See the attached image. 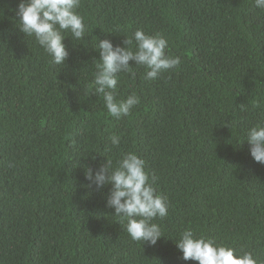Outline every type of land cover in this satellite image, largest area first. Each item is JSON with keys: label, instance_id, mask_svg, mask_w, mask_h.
<instances>
[{"label": "trees", "instance_id": "trees-1", "mask_svg": "<svg viewBox=\"0 0 264 264\" xmlns=\"http://www.w3.org/2000/svg\"><path fill=\"white\" fill-rule=\"evenodd\" d=\"M0 0V264H197L176 243L185 231L264 264V165L247 143L264 128V8L256 0H81L86 26L56 65L19 29L18 6ZM142 30L164 38L181 64L145 79L117 76L112 117L94 83L99 41L124 47ZM243 105V106H242ZM110 135L120 138L119 147ZM145 162L168 214L155 246L133 241L108 207L111 185L88 187L107 163ZM11 165V167H10Z\"/></svg>", "mask_w": 264, "mask_h": 264}, {"label": "clouds", "instance_id": "clouds-1", "mask_svg": "<svg viewBox=\"0 0 264 264\" xmlns=\"http://www.w3.org/2000/svg\"><path fill=\"white\" fill-rule=\"evenodd\" d=\"M80 5L81 0L21 2L17 11L19 29L26 37L34 36L54 64L64 65L69 53L62 33L70 31L74 39L80 40L86 31L83 18L76 14ZM255 6L264 8V0H256ZM134 40L137 46L135 51L131 48L132 39L126 38L124 47H114L108 40L98 43L100 60L96 65L95 94L103 98L109 114L116 119L129 116L140 103L135 94L126 101L118 103L115 100L118 74L127 73L135 78L130 62L147 70V80L157 79L161 73L176 69L181 64L179 58L166 55L168 43L159 34L153 37L137 30ZM109 140L119 147V137L110 135ZM247 143L254 161L264 165V128H253L248 133ZM85 179L90 182L89 188L95 185L101 189L111 185L108 207L115 209V217L127 221L126 231L133 241L155 246L163 238L160 228L152 221L167 216L168 204L165 197L157 195L154 188L156 180H150L144 160L136 154H128L115 170L112 162L107 160L95 176L89 168L85 172ZM176 247L183 253V260L196 261L197 264H257L251 252H243L237 257L234 250L217 246L214 240L194 238L191 230L182 234Z\"/></svg>", "mask_w": 264, "mask_h": 264}]
</instances>
